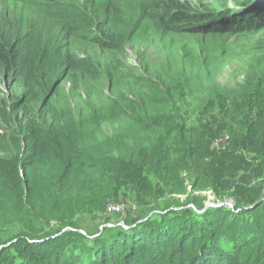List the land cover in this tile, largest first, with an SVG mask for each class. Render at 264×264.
Listing matches in <instances>:
<instances>
[{"label":"trees","instance_id":"1","mask_svg":"<svg viewBox=\"0 0 264 264\" xmlns=\"http://www.w3.org/2000/svg\"><path fill=\"white\" fill-rule=\"evenodd\" d=\"M160 2L151 9L161 13L147 11V21L168 35L207 16L178 0ZM245 8L241 19L248 26L231 20L223 30L241 38L247 55L233 85L219 82L226 60L205 47L179 62L112 64L107 94L83 90L64 99L56 88L46 101L54 85L42 68L46 61L59 65L50 56L54 41L37 39L40 46L31 53L29 36L41 31L34 24L11 43L0 36V68L13 73L27 57L33 61L22 77L27 96L0 101V128L13 155H0V256L20 252L30 264H264V0ZM82 17L88 31L105 35L95 19ZM70 27L73 36L84 28ZM110 40L124 47L119 37ZM221 137L227 143L218 149ZM189 187L254 207L238 214L215 209L203 217L175 210L176 196ZM103 190V202L89 207L97 228L109 219L104 207L116 199L127 198L139 208L136 215L149 220L113 234L104 227L99 238L91 237L99 230L82 235V200ZM36 225L49 230L39 236Z\"/></svg>","mask_w":264,"mask_h":264},{"label":"rangeland","instance_id":"2","mask_svg":"<svg viewBox=\"0 0 264 264\" xmlns=\"http://www.w3.org/2000/svg\"><path fill=\"white\" fill-rule=\"evenodd\" d=\"M178 1L189 5L198 13H202V16L203 14H207V16L204 18L199 17L200 19H198L197 23L181 26L178 29L179 31H177L178 34L168 35L165 34L163 28L155 27L154 24L147 21L149 20L148 17L154 12L161 13V11L151 9V6L155 3H161L160 0H0V36L5 35L8 40L5 42L11 43L12 40L26 37L27 31L30 29L29 25L34 24L35 27L41 28V31L35 38H33L34 35L29 36L28 40L33 43L32 48H30L31 53L40 46L36 42L37 39L44 38L49 41L51 38L54 41L53 45L50 46V56H54L58 60L59 65L52 61H46V64L43 65L42 73L50 80L48 84L50 87L58 80H61L57 86V97L59 98L72 97V94H77L83 90L85 92L87 90L92 94L101 92L107 94L109 92L107 89V73L112 64L143 67L142 64L151 65L150 62L165 64L170 57L179 62L180 58L181 60L183 58L191 59L194 53L201 51L202 48L205 50V47L212 54L220 56L221 61L226 60V63L217 73L219 82L233 85L234 78L237 76L236 70H241L247 55L242 49L244 43L240 41L241 38L224 35L223 30L226 29L228 23L235 20H239L241 23L238 22L242 27L248 26L247 23H243L245 19H241L242 13L246 9L245 5H257L260 0ZM39 4H42L44 11L41 12L39 10ZM147 11L151 14L147 13ZM85 14H88L98 22V28L103 26L106 32L105 35L97 36L96 29L93 30L95 33L87 30L88 25L82 17ZM74 20L76 21L75 24L73 23ZM65 22H68V24ZM72 24L76 25V27H84L81 29V35H72L74 34L72 30L75 28L70 27ZM99 33L101 32L99 31ZM112 35L119 37L120 42L124 41V47H118L116 40L112 43L110 40ZM214 48H217L216 53L212 52ZM26 50H28V47H26ZM59 53L60 55L58 56ZM69 54L72 57H77L80 61L76 62ZM27 56L23 55L21 60ZM32 64L33 61L30 57H27L25 63L13 73L6 72L4 68H0V101L13 104L14 101L24 99L27 96V85L22 81V77L26 68L31 67ZM32 73H34L33 69L29 71V75L31 76ZM186 104L189 106L190 102ZM4 132L6 131L0 128V155H7L9 160H11L13 157L11 153L12 147L10 141L4 140ZM226 143V137H221L216 142V145L220 149ZM106 192L103 190L95 194V196L82 200L84 206L78 215L82 225L79 233L82 235L87 236L89 231L97 232L99 230L100 233L98 232L91 236L99 238L101 233L104 232L102 227H108L109 234H113L120 232L121 228L128 229L132 224L137 225L140 222L149 220V218L141 217V219L138 217L136 211L139 208L136 205H132L127 198L116 199L111 201L106 206V209L104 207V213L107 212L109 219L106 220L104 218L106 223H98L97 228L96 220L89 212V207L100 205L105 199L104 193ZM176 201L179 207L175 210L192 209V211L202 217L207 212H212L215 209L222 210L224 208L225 210L228 208L238 214L243 209L249 210L254 207L252 205H239L238 200L234 196L218 200L212 190H193L192 187H189L187 194L176 196ZM196 205H200L201 209ZM98 212L101 211H96L95 213ZM239 216L243 220V215ZM257 223L261 226L263 223L262 219H259ZM32 228L39 236H43L49 230V228L39 225ZM67 230L76 232L72 228H67ZM59 235L61 234L54 238H59ZM6 236L7 234L3 235L2 240H5ZM105 238H107V234ZM68 239L73 243L78 241L75 237ZM9 246L10 244L5 247ZM48 248L49 246L42 244V253L49 254V251H46L49 250ZM41 250H32V252L37 253ZM76 253L78 257H81L80 252ZM15 254H11L8 257L0 256V264H23L24 262L30 264L31 261L28 260L30 256H22L20 252L17 255ZM18 255L22 256V258L18 259L19 257H16ZM104 258H107V256ZM213 258L217 262L219 261L218 256Z\"/></svg>","mask_w":264,"mask_h":264},{"label":"water","instance_id":"3","mask_svg":"<svg viewBox=\"0 0 264 264\" xmlns=\"http://www.w3.org/2000/svg\"><path fill=\"white\" fill-rule=\"evenodd\" d=\"M60 82H61V80H58L57 82L54 83V86L52 87L51 92L48 94L46 101L53 95L55 89L57 88V86L59 85ZM263 200H264V198H263ZM102 228H104V227H102Z\"/></svg>","mask_w":264,"mask_h":264},{"label":"built area","instance_id":"4","mask_svg":"<svg viewBox=\"0 0 264 264\" xmlns=\"http://www.w3.org/2000/svg\"><path fill=\"white\" fill-rule=\"evenodd\" d=\"M119 211V210H118Z\"/></svg>","mask_w":264,"mask_h":264}]
</instances>
